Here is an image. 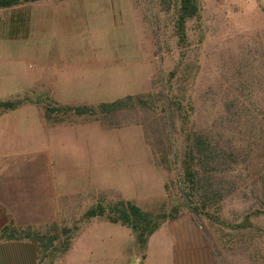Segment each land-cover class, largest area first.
<instances>
[{
  "label": "rangeland",
  "instance_id": "1",
  "mask_svg": "<svg viewBox=\"0 0 264 264\" xmlns=\"http://www.w3.org/2000/svg\"><path fill=\"white\" fill-rule=\"evenodd\" d=\"M138 1L140 6L133 5L131 0L72 1L70 18H73V25H69L70 31L62 40L68 58L93 59L96 63L89 72L84 69L69 75L65 88L68 94L53 98L70 104L94 105L125 95H140L149 106H133L116 112L111 117L116 124L106 130L98 124H83L76 118L77 124L62 133L45 136L42 130L40 143L36 142L33 149L28 143H19L20 150L31 149L36 155L34 160L18 161V167L72 170V176L63 178L64 181L55 188L61 191L82 187L84 193L78 199L75 197L72 207L60 209L56 222L69 227L78 225V231L87 222L80 221L83 211L98 198L106 202L123 198L154 213H168L177 206L179 214L191 215L183 203L173 172L154 164L149 146L155 141L149 125L162 122L165 117L161 102L163 78L176 65L180 57L178 48L192 65L183 73H187L189 80H194L192 92L196 97L207 85H212L215 119L220 115L227 93L235 92L233 83L239 77L236 67L240 63H252L240 74L254 85L243 89L245 98L240 96V101L243 100L250 110L254 135L249 137L245 125L235 128L229 123L225 133L227 138L237 140L236 145L244 146L247 139H256L259 130H264V88L259 83L264 78V71L257 67L261 58L252 54L264 42V0H200V18L187 24L186 42L180 43L179 47L172 45L171 52L165 54L157 50L150 6L143 0ZM52 39L56 48L61 39ZM186 60L182 58L180 68ZM94 92L96 94L91 95ZM39 100L43 106L45 97ZM35 109L36 112V106ZM216 127L220 124L216 123ZM146 131H149V139L145 137ZM261 137L260 143L264 145V133ZM64 139L66 143H63ZM252 156L249 166L233 163L231 170L227 166V192L213 211L230 224H238L243 216L261 209L264 203L263 146ZM254 161H258V165H254ZM257 197L263 198L258 200ZM65 201L62 199L60 204L63 206ZM39 210L41 216L35 212L31 214L33 216L25 217L27 219H18L19 222L35 221L37 223L33 225L39 226L45 220L57 219L55 212H50L52 209ZM200 226L225 264H264L263 214L251 217V227L244 231L234 232L206 218L200 221ZM86 232L95 238L89 237L97 247L98 251H95L99 257L97 261L96 254L92 256L85 252L82 257L86 258L87 264H138L140 252H135L133 235L128 228L99 219L94 220ZM128 238H131V244Z\"/></svg>",
  "mask_w": 264,
  "mask_h": 264
},
{
  "label": "trees",
  "instance_id": "2",
  "mask_svg": "<svg viewBox=\"0 0 264 264\" xmlns=\"http://www.w3.org/2000/svg\"><path fill=\"white\" fill-rule=\"evenodd\" d=\"M35 1L40 0H0V8ZM131 2L135 6H140L138 0H131ZM143 2L150 6L157 50L160 54L171 52L172 45L179 47L180 43H185L188 33L187 24L200 18V0H143ZM178 50L180 57L176 65L163 78L164 93L161 102L165 117L163 116L162 122H151L149 125L150 133L155 140L149 143L154 164L173 172L184 205L199 223L206 218L234 232L247 230L251 227V217L264 215V203L261 209H255L243 216L235 225L225 222L220 218L219 213L213 210L225 198L227 192L225 190V184H228L227 166L230 170L233 163L249 166L251 156L262 146L264 149L259 139L262 138L264 130H259L256 139H247L244 146L236 145L237 140L227 138L225 133L226 125L229 123L235 128L245 125L248 127L249 137L254 135L250 110L247 109L243 100L240 101V96L244 97L243 89L252 88L254 85L252 81L243 79L240 74L252 63H240L236 67L239 77L233 83L235 92L227 93L220 115L215 119L212 115L214 112L212 85H207L200 96L196 97L192 92L194 80H189L187 73H183L190 70L192 65L186 60V54L179 48ZM252 54H257L261 58L257 67L264 71V42L257 50L252 51ZM182 58L186 61L180 68ZM259 83L264 88V78L260 79ZM45 99L43 116L50 123L72 122L79 118L83 121H98L104 128H110L116 124L111 117L118 111L133 106L142 108L149 106V102L140 95H126L94 105L85 103L63 105L50 97ZM20 102L19 99L0 101V108L11 109ZM216 123H219L220 127L217 128ZM145 137L149 139V131L145 132ZM256 158H259L258 154ZM257 163L258 161H254L253 164L258 165ZM263 197H257V199L261 200ZM178 214L177 206L168 213H154L143 210L135 202L123 198L109 202L98 198L94 204L83 211L80 221L85 222L95 217L128 228L133 235L134 248L140 252V259H142L151 234L162 222ZM78 228V225L69 227L55 221L39 226H17L10 220L0 229V241H29L36 246V264H53L58 257L70 249ZM206 236L210 240L209 235L206 234Z\"/></svg>",
  "mask_w": 264,
  "mask_h": 264
},
{
  "label": "crops",
  "instance_id": "3",
  "mask_svg": "<svg viewBox=\"0 0 264 264\" xmlns=\"http://www.w3.org/2000/svg\"><path fill=\"white\" fill-rule=\"evenodd\" d=\"M72 1L40 0L0 8V101L21 100L14 108H0V229L10 220L17 226L33 225L37 222H19L18 219H27L25 217H31L35 212V215L41 216L39 209L42 208L52 209L50 212H55L57 219L40 223L56 222L60 209L67 210L69 205L72 207L75 197L78 199L83 195L82 187L61 191L55 188L64 181L63 178L72 176V170L18 167V161L35 159L36 154L31 149L36 142L40 143L42 130L47 136L48 133L51 135L72 129L77 124L76 121H46L44 107L39 100L40 97H51L60 104L70 105L53 97L68 94L65 92L66 81L74 71L86 69L89 72L96 63L93 59L68 58L62 40L70 31L69 25H73V18H70ZM52 37L61 39L56 48ZM101 72L104 74L103 67ZM35 106L38 109L36 112ZM80 122L98 124L106 130L98 121ZM20 142L28 143L31 149L20 150ZM63 143H66L65 139ZM62 199L66 200L63 206L60 204ZM94 220L99 219L91 218L81 226L70 249L56 264H87L86 258L82 257L85 252L92 256L96 254L99 260L95 251L97 247L91 240L95 238L86 232ZM0 264H36V246L24 240L0 241ZM138 264L225 263L194 216L180 213L162 222L151 234L145 256Z\"/></svg>",
  "mask_w": 264,
  "mask_h": 264
}]
</instances>
